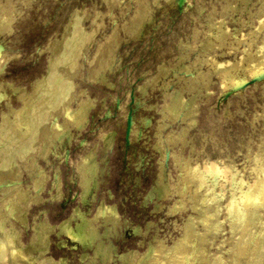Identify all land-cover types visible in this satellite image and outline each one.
I'll use <instances>...</instances> for the list:
<instances>
[{"label": "rangeland", "instance_id": "obj_1", "mask_svg": "<svg viewBox=\"0 0 264 264\" xmlns=\"http://www.w3.org/2000/svg\"><path fill=\"white\" fill-rule=\"evenodd\" d=\"M0 264H264V0H0Z\"/></svg>", "mask_w": 264, "mask_h": 264}, {"label": "bare ground", "instance_id": "obj_2", "mask_svg": "<svg viewBox=\"0 0 264 264\" xmlns=\"http://www.w3.org/2000/svg\"><path fill=\"white\" fill-rule=\"evenodd\" d=\"M238 85V84H237ZM251 241V240H250Z\"/></svg>", "mask_w": 264, "mask_h": 264}]
</instances>
